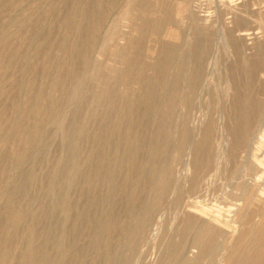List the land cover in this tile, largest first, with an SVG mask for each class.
I'll use <instances>...</instances> for the list:
<instances>
[{
  "label": "rangeland",
  "instance_id": "rangeland-1",
  "mask_svg": "<svg viewBox=\"0 0 264 264\" xmlns=\"http://www.w3.org/2000/svg\"><path fill=\"white\" fill-rule=\"evenodd\" d=\"M263 168L264 0H0V264H244Z\"/></svg>",
  "mask_w": 264,
  "mask_h": 264
},
{
  "label": "bare ground",
  "instance_id": "bare-ground-1",
  "mask_svg": "<svg viewBox=\"0 0 264 264\" xmlns=\"http://www.w3.org/2000/svg\"><path fill=\"white\" fill-rule=\"evenodd\" d=\"M254 158L257 159V156H255ZM259 162H261V161H259ZM262 219H264V214L262 215ZM262 222H263V220H262ZM255 230H254L255 235H256V239H255L256 243L255 244L258 245L259 251H257L258 248L257 249L254 248L257 252L255 251V253L252 252L250 255L248 254L246 256V258H244V260H243L244 264H264V222L260 223V225L258 226L257 231H255ZM255 247H257V246L255 245ZM233 252H236V251H233ZM228 255H231V254H228ZM232 256L233 255H231V258H233ZM231 258L229 257V261L231 260Z\"/></svg>",
  "mask_w": 264,
  "mask_h": 264
}]
</instances>
